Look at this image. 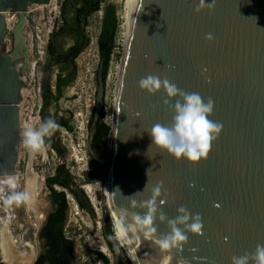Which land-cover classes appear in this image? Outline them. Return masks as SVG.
Segmentation results:
<instances>
[{
  "label": "water",
  "instance_id": "95a60500",
  "mask_svg": "<svg viewBox=\"0 0 264 264\" xmlns=\"http://www.w3.org/2000/svg\"><path fill=\"white\" fill-rule=\"evenodd\" d=\"M50 3L0 0V177L16 174L19 161L23 76L30 69L25 30L35 22L29 8ZM197 4L198 0H137L126 47L109 170L117 223L132 227L122 239L133 259L144 254L142 264H163L168 256L170 264H232L233 256L254 253L258 244H264V0H216L213 11L199 13ZM9 12L16 14L17 22L13 49L4 54ZM209 33L211 41L206 39ZM148 75L214 100L210 119L222 123L223 131L206 159L193 163L175 159L155 144L149 148L148 131L157 123L170 125L174 113L164 105L163 90L151 95L140 89L139 81ZM104 97L101 59L89 125L88 149L94 158L98 155L92 146L94 127L103 118ZM102 177L105 183L104 170ZM158 185L162 188L158 207L169 219L179 215L180 207L202 218L203 234L186 231L183 249L163 251L132 221L133 214H145L140 204ZM106 198L101 206L108 216ZM105 222L106 218L104 235L116 243L114 264H119L123 247L116 235L107 233ZM155 223L156 236L170 232L167 222Z\"/></svg>",
  "mask_w": 264,
  "mask_h": 264
},
{
  "label": "rangeland",
  "instance_id": "374dc122",
  "mask_svg": "<svg viewBox=\"0 0 264 264\" xmlns=\"http://www.w3.org/2000/svg\"><path fill=\"white\" fill-rule=\"evenodd\" d=\"M106 2H112L116 4L117 12L121 10L123 15V19H121L120 24L125 22V0H103L102 7L105 6ZM59 5V2L53 0L52 3H50L49 5L33 4L30 6V9L33 10L35 21H37L34 23L35 27L39 25V27L42 29V31L40 32V44H44L42 43V40L46 38L48 30L52 28L54 24L57 26V22L55 23L54 21H56L55 16L59 14L57 8V6ZM8 14L12 16L13 13L9 12ZM102 17L103 11L100 10L91 15L88 20V26L86 30L91 43H89V45L82 51V53L77 58L76 79L73 86H71L66 92V98H68L69 100L61 101L63 109H69L72 112V124L74 126V132H70L66 128H63L61 130V138L64 143L65 149L61 160H64L67 163L73 175H75L78 185L85 191L94 211V216H92L86 210H83L79 207L76 199L74 203L71 201L69 202L65 233L74 242L76 249V264H105L99 258L98 253H103L104 255H106L110 259V264H114L115 259L114 253L108 247L102 225V220L106 218V224L107 218L109 217L112 223V230L114 233L115 231L113 220L110 214L108 216L106 215L105 208L101 206V202L106 196V192L104 190L105 183L102 177V171H105L106 177L109 175L108 171L110 169L109 163L111 156V141L108 145V148L103 151L100 155H97L96 158H94L90 154L88 149L90 127H87L86 131L84 132H79L76 128V120L74 117V113L76 111H80V109H85V104L89 99L91 89L94 87V85H92L90 77L91 73H93L94 70H97L101 61L100 59L98 62L96 60L97 57L94 56L93 53H95L96 55L97 49L99 50L98 37L100 34ZM12 21L10 22L11 25ZM32 28L33 25L29 24L25 30L29 37L28 44H30L31 47H33L34 44L36 46V39L33 35L34 30ZM12 42L13 38L11 32V34H8L6 42H4L1 46V52L4 54L9 52L7 46H9L11 49ZM45 45L46 43L41 47H45ZM33 59L35 58L33 57ZM36 75H38L37 71ZM23 77L24 81L27 82L28 86L26 88L24 87L23 89L24 124L22 132L25 127L38 129L43 123L42 110L39 114L36 111V105L39 103V93L37 87L34 86V78L30 73L25 74ZM38 77L40 78L39 75ZM95 84L97 86V76L95 77ZM50 111L53 113L54 109H51ZM91 118L92 115L89 118V125ZM52 150L53 149H50V147L46 143V147L41 152L32 155L29 154L27 149L22 146L21 157L19 156L18 161V168L22 174H25V170L28 168V164L32 163L33 170L37 174L34 190V196L36 201L34 204L21 203L19 206L15 205V212L18 215L19 220L15 222L13 221L12 225H9V223L7 222L14 236L18 234V231L22 225L28 226L30 223L26 213L27 209L31 211V213H33V210H35L37 214L41 216L42 220L45 218L46 212L50 210V203L48 200L49 191L46 190L40 192L39 194H37V191H39L40 187V175L45 174V176L47 177L48 175L52 174L59 160L57 153L55 151L53 152ZM43 151L47 152V155H45L46 162L42 161V157L44 156ZM35 155L38 156V159L40 161V164L36 166L34 163ZM86 185H91V195H89V193L87 192ZM26 188L27 184L24 180L23 189L21 191L26 190ZM57 189L64 191V189L61 187H57ZM65 193L66 195L71 194L70 191H66ZM92 197L96 198L95 204L92 201ZM76 205H78V208L76 207ZM104 205L108 209V206L106 205V200L104 202ZM0 225H3V223H0ZM35 232L36 230H32L30 234L26 237V239L31 241V243L33 244V248H29L27 246H23L19 243H16V258L14 264H34L36 255L39 253L41 246V240H37V234L35 235ZM24 256L27 258H25ZM120 257L122 258L124 264H132L123 249L121 251ZM2 262L8 264L3 256V252L0 249V264Z\"/></svg>",
  "mask_w": 264,
  "mask_h": 264
},
{
  "label": "clouds",
  "instance_id": "9594fccd",
  "mask_svg": "<svg viewBox=\"0 0 264 264\" xmlns=\"http://www.w3.org/2000/svg\"><path fill=\"white\" fill-rule=\"evenodd\" d=\"M215 6L216 0H198L195 11L197 13L202 10L213 11ZM206 39L211 41L214 37L209 33ZM139 87L151 95H156L163 90L166 95L164 105L174 113L170 125L157 123L148 131L152 140L149 148L155 144L157 148L166 151L175 159H186L193 163L206 159L211 151L213 141L218 139L223 131L222 123L210 119L214 113V100L211 98L205 100L199 93L185 92L169 80H162L159 76L154 75L142 78L139 81ZM172 101H175L174 105ZM59 127L60 125L51 118L46 119L38 129L25 127L22 132L21 144L29 154L39 153L46 147L45 138L51 137ZM8 183L11 188H16V183L12 179H9ZM147 186L148 184L146 188ZM161 195V186L153 188L152 197L140 204L142 208L146 209L145 214L143 216L133 214L132 221L146 239H155L163 251L183 249L188 241L186 231L203 234L202 218L199 214H193L187 208L180 207L179 215L175 219H169L158 207V198ZM32 200V192L26 189L21 192L13 191L4 203L6 206L14 204L19 206L21 203L30 204ZM136 205L137 202L133 200L132 207H136ZM157 219L161 223L167 222L170 228L167 235L156 236L158 229L155 222ZM117 228L119 234L132 230L131 224H125L123 221L117 225ZM192 251H196V249H192ZM171 260L172 257L168 256L163 260V264H170ZM232 264H264V244H258L254 253L233 256Z\"/></svg>",
  "mask_w": 264,
  "mask_h": 264
},
{
  "label": "trees",
  "instance_id": "16d2710c",
  "mask_svg": "<svg viewBox=\"0 0 264 264\" xmlns=\"http://www.w3.org/2000/svg\"><path fill=\"white\" fill-rule=\"evenodd\" d=\"M103 0H90L89 7L83 2L81 11L76 13V20L69 21L66 12L63 11L64 24L53 35H64L73 37L74 45L60 51H56L55 45L50 44V51L55 56L58 62L57 79L54 85L50 83V78L42 84V117L43 122L48 118H55L60 127L66 128L70 132H74L72 124V112L66 111L65 115L57 119L58 102L73 84L76 77L77 68L73 66L75 58L87 47L90 43L89 36L82 31L83 22L88 26V19L94 13L102 10L103 17L98 37V48L101 59L104 61L105 79L109 69L110 57L112 48L115 42V36L119 25L117 16V6L112 2H106L102 7ZM83 13H87L85 18ZM78 44V46H76ZM54 48V50H53ZM70 74V75H69ZM55 107L52 113L50 108ZM93 120L91 118L90 125ZM59 131V130H58ZM112 136V128L107 125L103 118L98 121L94 127L92 146L97 154H101L108 148ZM45 141L48 145L49 140L46 137ZM63 149L61 152L64 153ZM47 184L51 190L53 204L55 210L49 215L45 225L40 231V239L42 241L43 251L39 254L36 264H73L74 246L72 239L67 238L65 233V225L67 220L68 199L65 191L58 190L54 185H58L69 189L81 209L86 210L94 216L93 208L85 191L78 187L77 179L66 165L56 166L53 173L46 178ZM77 186V187H75ZM106 231L110 236H114L112 223L110 218H107ZM109 249L115 253L117 245L109 238L105 237ZM99 258L105 263L110 264V259L103 253H98ZM122 260V258H121Z\"/></svg>",
  "mask_w": 264,
  "mask_h": 264
},
{
  "label": "built area",
  "instance_id": "2783aa9c",
  "mask_svg": "<svg viewBox=\"0 0 264 264\" xmlns=\"http://www.w3.org/2000/svg\"><path fill=\"white\" fill-rule=\"evenodd\" d=\"M53 1V0H52ZM52 3V2H51ZM29 11L33 14V10H31L29 8ZM12 25L8 22V14H7V34L5 36V40L4 42H6V39L8 37V34H11L14 24L17 22V18H16V14L14 12H12ZM34 16V14H33ZM117 16L119 19V25H118V29L116 32V36H115V42L112 48V52H111V57H110V63H109V69L106 75V79H105V97H104V114H103V120L104 122L109 125L112 129L114 127L115 124V118H116V107H117V101H118V96H119V90H120V84H121V77H122V73H123V64H124V57H125V52H126V45H127V39H126V35H125V27H124V23H121V19H123V15L121 10L117 12ZM37 20V19H36ZM37 22V21H36ZM42 31V29L39 27V25H37L34 29V32L36 33L37 36H40V32ZM97 40V39H96ZM93 42V41H92ZM13 43V42H12ZM11 43V46H12ZM91 43V41H90ZM30 44H29V48H30ZM8 51H10V47L7 46ZM97 49V47H96ZM92 50V49H90ZM8 53V52H7ZM94 56H96V60L99 62V60L101 59L100 57V53L99 50L97 49L96 51V55L95 53H93ZM36 67H37V60L33 59L30 61V74L33 76V83L34 86L37 87L38 93H39V103L36 105V111L39 114L42 110V86L40 83V79L38 77V75H36ZM97 76V70H94L93 73H91V81H92V85H94V87L91 89V93L89 95V99L87 100L86 104H85V109H80V111H76L74 113V117L76 120V128L78 129L79 132H84L86 131L87 127H89V118L91 117V115H93V110L95 107V97H96V92H97V86L95 84V77ZM24 78V77H23ZM25 88L28 86L27 82L25 81ZM24 89V88H23ZM22 102L20 104V121H21V140H22V129H23V124H24V119H23V101H24V95H23V91H22ZM54 152V150H52ZM21 152H22V144L20 147V152H19V156L21 157ZM46 151H43V157H42V161L46 162ZM34 163L35 166L40 164V161L38 159V156L35 155L34 157ZM50 164V163H49ZM19 164L17 165V169H16V178H17V187L15 189L11 188V187H7L4 192L5 195L1 197L0 199V223H6L8 222L9 225H12L13 221H18V215L15 212V204L12 206H6L4 201L7 199V197L9 195H11V193L13 191L15 192H20L23 189V183L25 180V174H22L18 168ZM55 169V168H54ZM54 171V170H53ZM39 174V173H38ZM48 177V176H47ZM45 174L40 175V187H39V191H37V194H39L40 192H43L44 190L47 189L46 187V178ZM65 192L67 191L66 189H64ZM67 199H68V203L71 202H75V198L74 196L71 194H67ZM76 207L78 208V205H76ZM27 213V217L29 219V225L28 226H24L22 225L18 231V234H16V236H14L16 243H19L23 246H27L29 248H33V244L31 243V241L27 240L26 237L30 234V232L32 230H39L41 225H42V218L41 216H39L37 214V212L35 210H33V213H31V211H29L28 209L26 210Z\"/></svg>",
  "mask_w": 264,
  "mask_h": 264
},
{
  "label": "flooded vegetation",
  "instance_id": "af4514ba",
  "mask_svg": "<svg viewBox=\"0 0 264 264\" xmlns=\"http://www.w3.org/2000/svg\"><path fill=\"white\" fill-rule=\"evenodd\" d=\"M56 1L60 3V5L57 6L58 13L59 14L57 16H55V20L56 21H54L55 23L57 22V26L54 24L52 26V28H50L48 30V33L46 34V38L44 40H42V43H44V44L46 43L45 47L44 46L41 47L44 44H40L39 43V40H41V35L40 36H37L36 33L34 32L33 35H34V37L36 39V42H35L36 43V46L34 44V46L33 47H30V50H29V61H31L33 57L37 60V66L38 67L36 68V71L38 72V75L40 76L39 79H40L41 86H42L43 82L45 80H47L48 78H50V83L52 85L55 84L56 79H57L58 62H57L55 56L50 51V44L51 45L54 44L55 45V48H56V51H58L59 53H60L61 50H63L65 48H68V47L74 45L73 37H69V36H65L64 37V35H58V36L53 35L64 24V21H63V11L66 12V15H67V18H68L69 21H74V20H76V13L80 12L81 10H83L82 9V7H83V4L82 3L85 2L88 5V7H89V4H90V0H56ZM51 2H52V0H51ZM81 12H83V11H81ZM86 14L87 13H83L82 14V17L84 16V18H85ZM81 28H82V31H84V33L87 36L88 35L87 34V30H86L87 29V26H86V24L84 22H83ZM32 29L33 30L35 29V25H33V28ZM12 38H13V43H12V48L10 49V51L13 49V46H14V36H13V33H12ZM28 40H29V37H28ZM76 46H78V44H76ZM53 50H54V48H53ZM78 57L75 58L74 64H73V66H71V69H73L74 66H76V68H77V58ZM76 75H77V73H76ZM75 79H76V77H75ZM75 79L73 81V84L75 82ZM73 84H72V86H73ZM62 100H64V101L69 100L68 98H66V93L64 94V96L58 102V107H59L58 109L59 110H58V113H57V119H59V120H60V118L62 116L65 115V112L66 111L71 112L69 109H63L62 103H61ZM51 109H54V111H55V107L50 108V110ZM52 119L55 120V118H52ZM63 128L64 127H59L51 137H47L48 140H49L48 146L50 147V149H53L57 153V155L59 157V160H58L56 166L66 165V167L69 168V166L67 165V163L64 160H61V158H62V156L64 154L63 152H61L64 149V143H63L62 138H61V130ZM98 155H100V154H98ZM26 173H27V169L25 170V182H26ZM71 173H72V171H71ZM76 183H77V181H76ZM46 187H47L46 190L49 191L48 200H49V203H50V210L47 212L48 215L45 218V222L42 221V225H41L40 229L38 230L39 231V239H40V231H41L42 227L45 225L47 218L55 210V207H56L53 204V200H52V197L50 195L51 194V190H50V187L47 184V180H46ZM54 187L57 189V187H61V186L54 185ZM75 187H77V186H75ZM78 187H80V186L78 185ZM61 188L66 189L67 191H70L69 189L64 188V187H61ZM46 190H44V191H46ZM61 191H63V190H61ZM72 195H73V193H72ZM68 206H69V203H68ZM106 225L107 224H105V229H106ZM67 238H69V237L67 236ZM42 244L43 243L41 241L40 251L36 255L34 264H36L37 259L39 257V254L43 251ZM73 246H74L73 264H76V259H75L76 258L75 250L76 249H75L74 242H73ZM114 255H115V253H114ZM119 264H124L123 260H121V257L119 258Z\"/></svg>",
  "mask_w": 264,
  "mask_h": 264
},
{
  "label": "bare ground",
  "instance_id": "6f19581e",
  "mask_svg": "<svg viewBox=\"0 0 264 264\" xmlns=\"http://www.w3.org/2000/svg\"><path fill=\"white\" fill-rule=\"evenodd\" d=\"M136 4H137V0H125V11H124L125 23H124V27H125V35H126V39H127V45H128V41L130 38L131 30H132L133 17H134ZM11 21H12L11 15L8 14V22L10 23ZM29 50H30V48H29ZM29 72H30V69L27 73H29ZM111 151H112V148H111ZM110 162H111V159H110ZM110 173L111 172L109 170V175L106 177V180H105L106 182H105L104 190H105L106 195H107L106 205L108 206L109 213H110L112 220H113V223H114V231H115L116 238L121 243L123 250H124L125 254L127 255V257L130 259L131 263L132 264H142L144 254L141 255L140 257L136 258V259H133L131 257V255L129 254V252H128L125 244H124V241L122 239L121 234H119V229L117 228L118 223H117V219H116V215H115V211H114L113 203H112L113 202V199H112V174H110ZM9 179H12L16 183V187L18 185L16 174L10 175V176L8 175V176L0 177V199L2 196L5 195L4 190L8 186L10 187V185L8 183ZM36 179H37V174L33 170L32 163H29L27 173H26V184H27L26 189H28L32 192L33 200H32L31 204H34L36 201L35 196H34ZM91 188H92L91 185H86V189H87V192L89 193V195H91V192H92ZM95 200H96V198L92 197V201L94 204H95ZM0 234H1L0 249L3 252V256H4V258L8 264H14V261L16 258V255H15L16 241H15V238H14L7 222L3 223V225H0ZM25 258H27V257H25Z\"/></svg>",
  "mask_w": 264,
  "mask_h": 264
},
{
  "label": "crops",
  "instance_id": "0c3cea01",
  "mask_svg": "<svg viewBox=\"0 0 264 264\" xmlns=\"http://www.w3.org/2000/svg\"><path fill=\"white\" fill-rule=\"evenodd\" d=\"M38 233H39V231L37 230L36 232H35V235H36V237H37V240H39L40 241V239H39V237H38Z\"/></svg>",
  "mask_w": 264,
  "mask_h": 264
}]
</instances>
